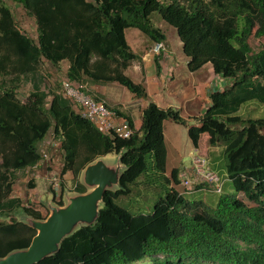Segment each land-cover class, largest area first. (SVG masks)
<instances>
[{"label": "trees", "instance_id": "1", "mask_svg": "<svg viewBox=\"0 0 264 264\" xmlns=\"http://www.w3.org/2000/svg\"><path fill=\"white\" fill-rule=\"evenodd\" d=\"M6 1L34 19L36 40L20 30ZM153 14L175 29L190 73L210 65L215 76L230 81L227 89L210 93V105L197 125L188 126L174 108L148 101L136 130L130 116L93 95L133 129L128 138L110 136L61 93L41 89L43 61L54 67L67 62L71 82L86 87L117 83L137 99L147 98L143 83L125 74L140 60L125 30L136 29L156 44L165 42L150 20ZM252 38H264V0H0V258L26 249L36 234L13 214L46 217L22 206L12 193L15 175L42 161L38 146L52 130L63 157L57 205L64 204L68 173L74 192L84 194L79 178L87 165L114 154L125 169L117 189L104 193L96 223L78 228L57 254L37 264H264V118L239 115L249 102L264 104V47L253 52ZM159 59L154 58L156 76ZM24 81L32 90L22 101L17 90ZM167 120L187 128L195 149L204 134L210 147L224 145V171L235 194L220 195L214 209L192 210L172 188L148 214H133L117 203L132 193L147 160L165 172ZM170 174L174 186L180 185L179 169ZM27 187L35 189V181ZM239 193L252 205L238 199Z\"/></svg>", "mask_w": 264, "mask_h": 264}, {"label": "rangeland", "instance_id": "2", "mask_svg": "<svg viewBox=\"0 0 264 264\" xmlns=\"http://www.w3.org/2000/svg\"><path fill=\"white\" fill-rule=\"evenodd\" d=\"M5 4L11 10L20 30L31 39L36 40L37 29L34 19L28 16L20 5L9 1H6ZM150 20L152 24L159 28L166 36V42L162 43L164 50L160 49L157 51L155 49L156 43L149 41L148 38L138 30H125V37L131 50L140 58V60L132 63L125 74L135 83H143L144 70L141 59L144 57L148 64L145 68V82L143 85L147 91L148 97L137 99L126 88L117 83L98 85V88L101 90L106 89L108 93L111 94V97L107 96V98L110 99L112 103L119 104L120 106L116 108L124 114H126V110L130 111L131 109V113L136 120L139 119V108H143L148 101H156L161 108L171 107L178 110L180 115L186 120L188 126L197 125L198 120L210 105V93L227 89L231 85L230 81L215 76L210 65L204 66L196 73L188 72L186 63H184V59L186 60V58L182 53L181 43L175 29L162 21L156 14H153ZM136 36H138L139 39L141 38V40L136 38ZM250 46L253 52H258L264 47V38H252L250 40ZM158 55H163V58H160V64L164 66L168 64V66L171 65L177 68L175 69L177 73L174 74V79L171 80L169 78L170 71L168 67H165V84L160 88L153 79L154 68L153 66H149V64L154 65L153 58ZM67 67V62H62L54 67L48 62L43 61L39 70V74H41L44 79L41 89L44 91L50 90L61 93V84L67 79ZM89 86L90 85L87 87L89 88ZM31 90V84L29 82H22L17 90L18 98L24 101ZM91 94L94 95L93 93ZM75 110L79 112L78 108H75ZM239 115L243 119L264 118V104H260L256 101L249 102L241 108ZM164 134L167 149L165 172H157L152 167L151 159L147 160V170L136 180L135 184L131 186L132 193L129 196L117 199V203L120 206L126 208L133 214L151 213L155 203L159 199L165 198L168 189L172 188L185 198L186 204H188L192 210L198 208L214 209L220 195L235 194L224 171V161L222 159L224 145L219 144L215 147H210L207 143V135L204 134L200 139L198 150H195L187 136V128L175 124L170 120L164 122ZM38 149L42 156V161L37 167L27 171L23 175H20V173L15 175L16 179L14 181L12 195L20 200L22 206L32 207L38 210L43 216H46V219L50 214L48 205L50 204L52 207L59 206L57 205L61 184L59 173L63 157L59 149V141L52 135V130L48 133L44 141L39 144ZM195 156L204 157L209 162L210 168L224 180L221 194L212 193L206 187L197 186L195 184L192 185V191L189 192L186 191L181 184L174 186L170 174L171 170L174 168L179 169L180 177V174L186 168L191 167V159ZM100 159L109 168H116V155L109 154ZM31 179L35 181V189H29L27 187V183ZM63 182L65 187L63 203H65V197L77 193L74 192V183L70 173L64 177ZM49 187L53 190L52 192H50ZM53 192L56 196L55 200H52ZM237 198L246 205H252L241 193L237 194ZM25 216L26 215L21 212L12 215V217L20 221ZM2 219L8 221V218L3 217Z\"/></svg>", "mask_w": 264, "mask_h": 264}, {"label": "water", "instance_id": "3", "mask_svg": "<svg viewBox=\"0 0 264 264\" xmlns=\"http://www.w3.org/2000/svg\"><path fill=\"white\" fill-rule=\"evenodd\" d=\"M116 168L111 169L97 159L87 165L80 174V183L88 191L65 197L63 206L48 205L46 219L35 220L30 216L21 222L36 234L26 249L15 250L0 258V264H37L58 253L61 242L81 227L92 226L99 216V208L106 191H115L125 167L117 156Z\"/></svg>", "mask_w": 264, "mask_h": 264}, {"label": "built area", "instance_id": "4", "mask_svg": "<svg viewBox=\"0 0 264 264\" xmlns=\"http://www.w3.org/2000/svg\"><path fill=\"white\" fill-rule=\"evenodd\" d=\"M155 49L164 50L163 44L157 43ZM61 94L78 108L81 116L101 133L119 138H128L132 135L133 129L128 122L118 116L114 110L109 109L103 100L96 99L85 85L66 79L61 84ZM179 180L188 192L192 191V185L195 184L206 187L212 193L221 194L224 186V180L210 168L209 162L201 156L191 159V167L186 168L180 174Z\"/></svg>", "mask_w": 264, "mask_h": 264}, {"label": "crops", "instance_id": "5", "mask_svg": "<svg viewBox=\"0 0 264 264\" xmlns=\"http://www.w3.org/2000/svg\"><path fill=\"white\" fill-rule=\"evenodd\" d=\"M136 38H138L139 39V37L138 36H136ZM139 40H141V38L139 39ZM166 42V41H165ZM158 56H160V58L162 59L163 58V55L161 56V55H158ZM141 61H142V64H143V70H144V78H143V83L145 82V68H146V66H147V64H148V62H147V60L144 58V57H142V59H141ZM153 63H154V58H153ZM184 63H187V59L185 60L184 59ZM159 65H160V75L159 76H156V72H155V67H154V65H151V64H149V66H153V68H154V81L156 82V84L157 85H159V88L160 87H162L164 84H165V81H164V79H166V77H165V74H166V69H165V67H168V70L170 71V73H169V78L172 80V79H174V74H176L177 72H176V70L175 69H177L176 67H174V66H168V64L166 65V66H164V65H162V64H160V59H159ZM186 68H187V66H186ZM171 69V70H170ZM128 70V69H127ZM139 71V70H138ZM189 72V71H188ZM218 77V76H217ZM219 78V77H218ZM169 79V80H170ZM142 82V81H141ZM163 83V84H162ZM98 85L99 84H94V85H90L89 86V88H90V92L91 93H93L94 94V96H97V97H99V98H101V99H103L104 101H106V103L108 104V106L109 107H112V108H115V107H118V106H120L119 104H115V103H112L111 101H110V99H108L107 98V96H110L111 97V94L110 93H108V91L106 90V89H104V90H101L100 88H98ZM223 90H225V89H222V90H220V91H223ZM219 91V90H218ZM152 102H154V101H152ZM155 104H157L158 106H159V103H157L156 101L154 102ZM146 106V105H145ZM144 106V107H145ZM143 107V108H144ZM142 107L141 108H139V113H138V120H136L135 118H134V116H133V114L131 113V109H130V111L129 110H126V114L125 115H128V116H130V118L132 119V123H133V125H134V129H138L139 128V126H140V115H141V111H142V109H143ZM124 111V110H123ZM163 127H164V124H163ZM164 137H165V134H164ZM199 143H200V141H199ZM198 148H199V145H198ZM198 148H197V150H198ZM194 149V148H193ZM167 150V149H166ZM196 150V149H195ZM100 159V158H99ZM186 167V166H185ZM215 167V166H214ZM13 194V193H12ZM12 197H15V196H13L12 195Z\"/></svg>", "mask_w": 264, "mask_h": 264}]
</instances>
